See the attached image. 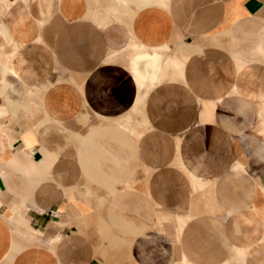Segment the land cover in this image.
I'll use <instances>...</instances> for the list:
<instances>
[{
    "label": "crops",
    "instance_id": "obj_1",
    "mask_svg": "<svg viewBox=\"0 0 264 264\" xmlns=\"http://www.w3.org/2000/svg\"><path fill=\"white\" fill-rule=\"evenodd\" d=\"M0 264H264V0H0Z\"/></svg>",
    "mask_w": 264,
    "mask_h": 264
}]
</instances>
